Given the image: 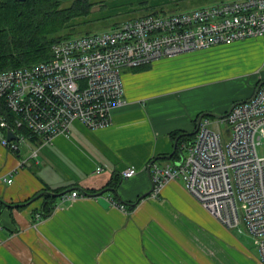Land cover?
<instances>
[{"label": "crops", "instance_id": "0c3cea01", "mask_svg": "<svg viewBox=\"0 0 264 264\" xmlns=\"http://www.w3.org/2000/svg\"><path fill=\"white\" fill-rule=\"evenodd\" d=\"M221 51L226 52L217 55ZM248 52L232 43L139 67L142 73L155 70L147 77L151 90L140 73H133L132 80L125 77L127 103L113 109V122L105 128L92 131L77 122L70 136L60 134L51 142L23 129L19 133L26 141L18 151L2 143L9 130L0 129V264H240L228 247L215 255L211 251L223 244L208 225L206 209L181 179L167 182L158 195L151 193L132 209L110 200L119 201L118 193L134 203L151 188L149 163L172 153V131L193 132L202 112L226 113L255 92L214 98L201 77L185 72L188 63H227L230 55L250 61ZM180 158L181 150L158 160ZM129 166L137 173L125 178L122 171ZM106 188L115 190L100 194ZM55 189L65 193L55 197ZM76 189L81 195L69 197ZM46 192L56 202L44 217L41 197ZM257 262L263 264L260 258Z\"/></svg>", "mask_w": 264, "mask_h": 264}, {"label": "built area", "instance_id": "2783aa9c", "mask_svg": "<svg viewBox=\"0 0 264 264\" xmlns=\"http://www.w3.org/2000/svg\"><path fill=\"white\" fill-rule=\"evenodd\" d=\"M264 38V0H227L172 13H148L102 32L74 36L52 46V57L0 71V129L12 151L26 141L23 129L51 142L71 135L75 123L94 131L113 122V109L127 103L124 68L136 69L183 53ZM2 114V115H1ZM204 116L183 141L174 163H151L152 193L181 179L189 192L230 229L254 237L264 264V85L222 118ZM225 125V127H223ZM98 166L96 172H102ZM137 167L122 171L129 178ZM9 182L13 178L8 179ZM81 195L73 190L69 197ZM111 204L124 210L115 199Z\"/></svg>", "mask_w": 264, "mask_h": 264}, {"label": "rangeland", "instance_id": "374dc122", "mask_svg": "<svg viewBox=\"0 0 264 264\" xmlns=\"http://www.w3.org/2000/svg\"><path fill=\"white\" fill-rule=\"evenodd\" d=\"M73 1L74 0H64V5H71ZM89 1L92 2L90 7L91 13L89 15L79 16L73 20L74 25L79 26V32L81 33H84L85 31L102 32L112 28L117 24H120L121 22L129 18L139 17L143 14L153 11L169 10L167 7H165L169 3L182 2L187 5V9H192L203 6H211L223 0ZM234 43L235 45H244L248 48V53L251 54L249 55L250 61L244 58L241 59L236 55H230L228 59H225L224 61L227 63H188V66H186L185 72H188V75L195 74L196 78L201 77L200 80L205 83L204 85H202V87H205V90L213 91V94L208 91L206 92L208 94L214 95V98L219 97L221 100H226L233 95H244V92L247 89L249 91L245 94H249L251 93V91H253L258 81H264V38L249 37L238 40ZM231 44H226L223 46L225 48V46H230ZM225 52L226 51H221L217 53V55H223V53ZM244 61L249 63H245ZM123 70V78L129 75L131 76L129 77L131 80L133 79V77H135L133 73H140L139 75L141 76L142 84L144 85L145 89L151 90V86L149 84L150 80H148L147 77H149L151 73L155 71L153 68L148 69L143 73L142 71H137L132 68H124ZM2 104L3 102H0V109H3ZM4 112H6V109L4 110ZM211 118L216 119V117L213 116ZM223 127H225V125H223ZM259 151L260 153L264 152V139L261 148H259ZM62 157L68 158L66 156ZM194 198L199 201L196 197ZM199 203L201 202L199 201ZM201 205L203 204L201 203ZM202 207H204V205ZM204 209H206L207 211L206 215L210 216V219L207 220L208 225L214 232L218 234V237L221 240L222 244L225 245L220 246L219 249L215 247L210 248L211 251H214V255L216 252L222 253L224 249H227L228 247V249L235 252V254L237 255V260L240 261V264H258L257 259L260 258V254L252 234H250L246 230L243 231V227L241 231L239 229H230L226 227L222 222L214 217L206 207H204Z\"/></svg>", "mask_w": 264, "mask_h": 264}, {"label": "trees", "instance_id": "16d2710c", "mask_svg": "<svg viewBox=\"0 0 264 264\" xmlns=\"http://www.w3.org/2000/svg\"><path fill=\"white\" fill-rule=\"evenodd\" d=\"M91 3L89 0H74L71 5L65 6L64 0H0V71L47 61L52 57L53 44L91 33L90 31L79 32V26L73 23L75 18L91 13ZM165 7L169 10L150 13H172L187 9V5L182 2L169 3ZM260 83L261 80L258 81L254 90ZM0 102H2L1 99ZM2 107L6 109L4 103ZM181 134L180 130L171 132L174 140ZM187 139L190 137L185 135L179 139L177 152L181 150V143ZM116 185L118 182H113L115 188ZM61 190L55 189L57 192H63ZM41 198L44 199V205L40 213L47 217L55 209L56 198L49 192ZM2 203L0 199V205ZM129 207L132 209L134 204Z\"/></svg>", "mask_w": 264, "mask_h": 264}, {"label": "water", "instance_id": "95a60500", "mask_svg": "<svg viewBox=\"0 0 264 264\" xmlns=\"http://www.w3.org/2000/svg\"><path fill=\"white\" fill-rule=\"evenodd\" d=\"M21 1H25V0H21ZM264 85V81H261V83L256 87V90H255V92L253 93V96L257 93V91L260 89V87L261 86H263ZM243 101H245V100H243ZM239 102H241V101H238V102H235L231 107H230V109L226 112V113H223V114H220V113H215V112H209V111H206V112H202L201 114H200V116H199V118H198V123L201 121V119L204 117V116H213V117H218V118H222V117H225V116H227L229 113H230V111L233 109V107L237 104V103H239ZM197 130L198 129H196L195 131H193V132H189V133H185V135L186 136H193V135H195V133L197 132ZM181 136H183V135H179V137L174 141V149H173V151H172V153H170L169 155H162V156H159V157H155V158H153L151 161H150V163H149V167H148V172H149V176H150V178H151V163H153L154 161H156V160H158V159H161V158H172L173 157V155L175 154V152L177 151V148H178V141H179V139L181 138ZM8 138H16V135L12 132V131H8ZM151 182H152V180H151ZM153 188H154V185H153V182H152V186H151V188L148 190V191H146L145 193H143L142 195H140L139 196V198L134 202V203H132V202H127V201H125L122 197H120L119 196V194L117 193V197L119 198V201H121V202H123V203H126V204H138L139 203V201L142 199V198H145V197H147L148 195H150L151 193H152V191H153ZM115 190L114 188H106V189H104L100 194H103L104 192H106V191H109V190ZM55 197H57V196H60L61 194H63V193H65V191H63V192H58V193H55V192H51ZM39 197H40V195H39Z\"/></svg>", "mask_w": 264, "mask_h": 264}, {"label": "bare ground", "instance_id": "6f19581e", "mask_svg": "<svg viewBox=\"0 0 264 264\" xmlns=\"http://www.w3.org/2000/svg\"><path fill=\"white\" fill-rule=\"evenodd\" d=\"M224 1H227V0H224ZM221 2H223V1H221ZM219 3V2H218ZM236 41H238V40H236ZM236 41H234V42H236ZM234 42H232V43H234ZM231 44V43H230ZM223 45H226V44H223ZM217 46V45H216ZM211 48V47H210ZM207 49V48H206ZM200 50H202V49H200ZM256 90V89H255ZM252 96V95H251ZM251 96L249 97V98H247V99H243V100H248V99H250L251 98ZM253 97V96H252ZM243 100H240L241 102L243 101ZM238 102V101H237ZM240 103V102H239Z\"/></svg>", "mask_w": 264, "mask_h": 264}]
</instances>
